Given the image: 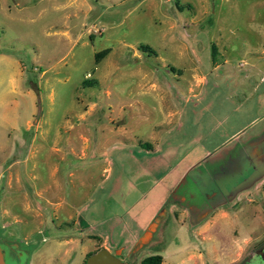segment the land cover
I'll return each mask as SVG.
<instances>
[{"label":"rangeland","instance_id":"1","mask_svg":"<svg viewBox=\"0 0 264 264\" xmlns=\"http://www.w3.org/2000/svg\"><path fill=\"white\" fill-rule=\"evenodd\" d=\"M139 143L161 156L150 163ZM187 167L238 174L225 176L241 197L264 180V0H0V240L23 264H80L103 238L86 217H101L112 187ZM261 219H241L255 230L241 264H264ZM168 224L159 245L139 246L153 223L133 248L106 246L125 264H191L197 241Z\"/></svg>","mask_w":264,"mask_h":264},{"label":"crops","instance_id":"2","mask_svg":"<svg viewBox=\"0 0 264 264\" xmlns=\"http://www.w3.org/2000/svg\"><path fill=\"white\" fill-rule=\"evenodd\" d=\"M37 124L38 121H34L36 127H38ZM262 139L260 137L253 142ZM33 140L34 135L31 136L29 141ZM80 141L85 143L87 141L86 137H81ZM31 145L29 143L28 148L31 149ZM139 146H148L145 152L149 153L147 159L150 163H154L157 157L161 156V153L153 144L139 143ZM85 150L86 146H80L79 150L76 151L77 156L83 157L86 153ZM56 169V167L51 168L50 174L54 173ZM80 169L81 167L77 170L81 171L82 169ZM88 169L90 174L94 170L93 174L97 175L96 166ZM233 170L238 172L235 168ZM84 171H87V168ZM142 171L144 172L142 175L150 174L145 169ZM228 171L230 170L222 168L217 169V171L216 169H212V171L205 169L193 171L192 168L187 167L177 173L170 169L166 173L168 176L153 178L152 188L143 189L140 187L142 185L141 181L131 182L133 177L124 181V186L112 187L106 194L107 207L101 210V217L93 219L91 216H87L85 220V222H89V226L93 230H95V227L101 226L103 231L102 241L93 251L101 248L109 251L106 246L107 242L113 244L120 252L123 247L124 249L133 248L140 236L144 235L149 225L153 223L154 228L148 230V240L143 246L142 244H139V246L141 249L144 246L159 245L162 232L168 222L169 227L173 224L175 235L179 232L185 233L186 237L197 241V244L190 243V246L186 248L187 259L192 261L191 264H241L252 253V249H250L253 241L252 233L255 231H253L252 226H249L246 234L242 233L239 230L241 219L245 218L252 223L258 220V216H260L264 227V202L263 208H259L260 214L257 215L255 207L258 204L255 198L253 199L255 194L261 190L258 189V186L263 184L264 180L260 178L254 185H249L250 189L246 194L247 197H241V189L244 187L239 188L233 178H227L236 177L238 174L231 176L233 173H227ZM103 172H105L103 179L108 178L109 167L102 168L101 174ZM217 174L222 175L220 177L221 182L214 180V176ZM261 174H263V170H261ZM10 175L9 173L8 181H10ZM15 181L17 182V179ZM94 189V192H96L97 185ZM80 192V189L76 190L75 194L80 195ZM227 194H229L228 197ZM260 198L263 199L262 195ZM46 199L48 201L45 202L49 204L50 198ZM24 203V210L29 211L31 209L30 205L26 201ZM81 207L83 208V206ZM37 210H39L38 205L36 206ZM3 212L6 211L3 210ZM80 213H69L67 219L72 223L83 222V219H79ZM33 217L39 218L38 213L34 211ZM94 232L95 236L99 237L100 232L97 230ZM147 235H145V238ZM91 236L94 237V235ZM167 254L169 253L164 256L160 255V264L164 263L163 257L164 260L169 258ZM206 257H208L209 262L206 261Z\"/></svg>","mask_w":264,"mask_h":264},{"label":"water","instance_id":"3","mask_svg":"<svg viewBox=\"0 0 264 264\" xmlns=\"http://www.w3.org/2000/svg\"><path fill=\"white\" fill-rule=\"evenodd\" d=\"M0 264H4L3 255L0 250ZM84 264H125L116 254L111 253L105 248L88 254L84 259Z\"/></svg>","mask_w":264,"mask_h":264},{"label":"flooded vegetation","instance_id":"4","mask_svg":"<svg viewBox=\"0 0 264 264\" xmlns=\"http://www.w3.org/2000/svg\"><path fill=\"white\" fill-rule=\"evenodd\" d=\"M0 250L3 255L4 264H7V261H11L12 264H23L21 256L24 252H18V247L14 243L0 240Z\"/></svg>","mask_w":264,"mask_h":264},{"label":"trees","instance_id":"5","mask_svg":"<svg viewBox=\"0 0 264 264\" xmlns=\"http://www.w3.org/2000/svg\"><path fill=\"white\" fill-rule=\"evenodd\" d=\"M138 48L142 51H146V49H148V46L140 45ZM95 58L98 59L99 55H95ZM160 262H161V256L158 254H152L143 257L137 264H160ZM82 264H84V261L82 262Z\"/></svg>","mask_w":264,"mask_h":264}]
</instances>
